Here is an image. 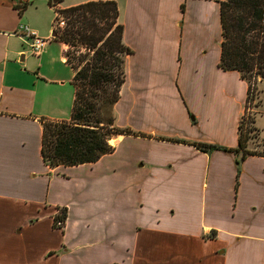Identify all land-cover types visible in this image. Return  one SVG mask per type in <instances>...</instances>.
Segmentation results:
<instances>
[{
	"label": "crops",
	"instance_id": "obj_1",
	"mask_svg": "<svg viewBox=\"0 0 264 264\" xmlns=\"http://www.w3.org/2000/svg\"><path fill=\"white\" fill-rule=\"evenodd\" d=\"M115 1L131 53L114 122L138 135L52 169L42 120L69 117L74 73L52 9L69 5L0 0V264H264L261 131L238 171L240 151L192 144L235 149L245 111L246 81L219 66L220 0ZM19 24L50 38L39 55Z\"/></svg>",
	"mask_w": 264,
	"mask_h": 264
},
{
	"label": "trees",
	"instance_id": "obj_2",
	"mask_svg": "<svg viewBox=\"0 0 264 264\" xmlns=\"http://www.w3.org/2000/svg\"><path fill=\"white\" fill-rule=\"evenodd\" d=\"M50 6L53 3L48 0ZM183 9V7H182ZM64 20L54 28L59 41L67 45L65 61L73 69V100L69 117L42 120L41 158L49 168L93 163L113 151L109 144L118 135H138L115 125L113 106L125 81L124 62L131 50L123 43V25L115 0H89L55 10ZM57 18V16H56ZM221 57L224 71L234 70L247 83L245 111L239 121L235 149L194 142L197 149L241 152L240 162L257 153L248 149L250 125L247 103L256 98V85L264 81V0H220ZM55 21V20H54ZM256 105V104H255ZM177 141V140H175ZM54 216V227L61 228L67 217L62 207ZM61 226H57V223Z\"/></svg>",
	"mask_w": 264,
	"mask_h": 264
},
{
	"label": "rangeland",
	"instance_id": "obj_3",
	"mask_svg": "<svg viewBox=\"0 0 264 264\" xmlns=\"http://www.w3.org/2000/svg\"><path fill=\"white\" fill-rule=\"evenodd\" d=\"M84 1L85 0H61L59 3L62 6H68V5L70 6L73 4L82 3ZM30 17H34V16L30 14ZM55 17H56V13L53 8L52 20H55ZM256 93L257 95L254 100V104L253 103L251 104L250 114H248L247 116H249L251 120H253V123H250V125L254 126L255 128H257L255 125V118L257 117L256 124L260 130L257 128L256 131H252V133H250L251 137L248 139V149L258 151L256 147L257 145H260L259 142H261L260 134H259L260 131L264 138V81L256 85ZM38 166H41V164L39 163ZM57 226H61V223L58 222Z\"/></svg>",
	"mask_w": 264,
	"mask_h": 264
},
{
	"label": "built area",
	"instance_id": "obj_4",
	"mask_svg": "<svg viewBox=\"0 0 264 264\" xmlns=\"http://www.w3.org/2000/svg\"><path fill=\"white\" fill-rule=\"evenodd\" d=\"M55 13L57 16V18L55 17V21H54L55 28L56 27L62 28L64 26V20L62 19L60 14H58L56 11H55ZM14 34L23 38L24 44L29 49V52L33 55H39L41 53V51L43 50V48L45 47V45L50 40V38L39 36L34 29L30 28L26 24H19V26L15 30ZM252 103L254 104V100L251 101V103L250 102L247 103V110L246 111L248 113H250V108H251Z\"/></svg>",
	"mask_w": 264,
	"mask_h": 264
},
{
	"label": "water",
	"instance_id": "obj_5",
	"mask_svg": "<svg viewBox=\"0 0 264 264\" xmlns=\"http://www.w3.org/2000/svg\"><path fill=\"white\" fill-rule=\"evenodd\" d=\"M60 1L61 0H52L53 3H58ZM52 37H56V33L55 32L52 33Z\"/></svg>",
	"mask_w": 264,
	"mask_h": 264
}]
</instances>
